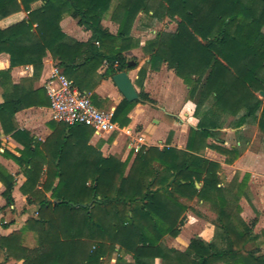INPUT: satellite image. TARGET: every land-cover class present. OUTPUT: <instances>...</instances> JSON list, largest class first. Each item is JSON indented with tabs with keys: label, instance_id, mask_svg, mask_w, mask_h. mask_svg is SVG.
<instances>
[{
	"label": "trees",
	"instance_id": "obj_1",
	"mask_svg": "<svg viewBox=\"0 0 264 264\" xmlns=\"http://www.w3.org/2000/svg\"><path fill=\"white\" fill-rule=\"evenodd\" d=\"M37 1L0 0V20L20 11L27 14L0 29V54L9 55L10 68L40 69L49 53L68 79L75 69L89 73L104 62L107 76L124 72L132 68L122 53L128 49L133 22L141 11L154 9L153 18L167 16L176 29L159 32L145 43L148 64L152 69L164 64L189 86L190 96L197 97L196 116L209 100L212 111L189 130L184 150L141 148L128 170L129 158L122 162L103 157L88 147L90 132L80 124L53 121V133L44 143L29 137L19 156L5 153L24 175L20 192L37 215L0 237V264H104L114 254L115 264H264L253 222L239 217L237 202L247 177L236 186L222 187L220 165L199 154L200 148L212 147L229 165L240 155L236 149L206 143L215 137L210 130L218 128L216 114L239 115L236 126L257 120L264 131V103L258 97L264 93V0H119L111 16L118 25L116 35L101 26L113 0H42L32 9ZM64 14L91 32L86 43L61 31ZM9 72H0V78L9 80ZM142 78L140 74V85ZM19 90L12 86L0 104L2 130L16 140L28 134L11 127L14 115L27 107L49 106L43 90L34 93L31 103L18 97ZM144 103L153 101L143 91L133 102L123 99L113 122L126 128L132 107ZM0 183L3 210L14 204L15 180L1 166ZM195 199L217 214L212 242L194 237L184 252L164 246L162 238L177 237L184 224L189 210L185 201ZM28 233L33 247L26 245Z\"/></svg>",
	"mask_w": 264,
	"mask_h": 264
},
{
	"label": "crops",
	"instance_id": "obj_2",
	"mask_svg": "<svg viewBox=\"0 0 264 264\" xmlns=\"http://www.w3.org/2000/svg\"><path fill=\"white\" fill-rule=\"evenodd\" d=\"M42 3V0L35 2L32 4V9L40 7ZM140 14L133 22L129 33L130 40L127 42L128 49L122 55L128 61H131L132 68L125 70V72L128 73L137 94L141 91L148 94L153 104L134 105L128 113L130 123L126 128H120L118 123L115 122L118 126L117 130L111 133L99 134L87 126V131L90 132L87 146L99 151L103 157L112 156L122 162L129 158L128 169L136 153L141 148L156 147L162 149L163 147H173L184 150L188 141L189 130L196 129L201 119L210 116L209 111L211 110V100H209L199 109L196 116L197 97L194 99L190 96L189 86L164 64L157 69L150 67L148 64L149 55L143 51L148 40L142 37L147 30H143L142 26L139 27ZM26 18L27 14L24 11L14 13L0 20V29H6ZM59 25L61 31L69 39L76 42L86 43L91 37V32L80 27L69 14L63 15ZM101 26L109 34L116 35L118 25L106 13L101 20ZM55 65H57L56 61L47 53L40 69H35L32 65L10 68L9 55L1 53L0 72L8 70L10 72L9 80L4 81L0 78V104L4 102L5 95L10 94L12 86L20 87L18 97L23 102L31 103L34 93L38 90H43L42 95L47 100L48 95L45 86ZM107 67V63L104 62L96 70H90L89 73H84L81 69H75L70 74L69 78L71 79L69 80L73 84L77 83L75 84L76 88H80V92L89 95L97 108L113 115L124 98L113 83L112 76L105 74ZM140 74L143 77L141 85L137 83ZM260 99L264 101V99ZM227 116L216 114L213 117L217 120L218 128L210 130L214 132L215 137L209 138L206 143L210 146L236 149L240 154L238 159L230 165L226 164L225 157L212 147L200 148L199 154L203 158L220 165L218 175L222 187L230 185L235 178L237 180L234 186H236L243 181L244 177H247L244 191L237 202L239 217L244 222L247 216L252 218V229L253 234L257 237L256 242L264 249V174L261 170H264V142L261 138L262 145L260 142L257 144L259 148L254 146L256 136H253L251 140L247 138L242 140V133L248 122L236 126L237 120H234L236 122H233V124L226 125L225 119ZM52 123L49 106H33L18 111L11 122V127L14 130L26 132L28 136H20L16 140L12 137V133H4L0 124V166L11 174L15 180L12 192L14 204L3 210L2 208L5 205L2 196L4 186L0 183V237L7 236L24 226L25 222H22V219L15 218V214L20 213L22 216L36 214V207L28 205L25 196L20 192V187L25 182L24 175L15 162L7 157L5 153L19 156V151L23 149V142L29 137L33 139L34 143H44L53 133ZM79 137L81 140L83 138L85 140V136ZM222 174H225L224 179H221ZM24 220L26 221V219ZM199 237L205 242H212L211 238H204L202 233ZM175 245H181L179 240H175Z\"/></svg>",
	"mask_w": 264,
	"mask_h": 264
},
{
	"label": "rangeland",
	"instance_id": "obj_3",
	"mask_svg": "<svg viewBox=\"0 0 264 264\" xmlns=\"http://www.w3.org/2000/svg\"><path fill=\"white\" fill-rule=\"evenodd\" d=\"M118 2H119V0H113L111 2L110 7H109L110 11L106 12L107 15L112 16V12H113L114 8L116 7V5L118 4ZM151 7H155V5H152ZM151 10L152 11H150L149 13H144L142 11L140 12L141 14H140V25H139V27L142 26L143 30H147L146 34H144L142 36L145 38V40H148V41L152 40L153 37H155L156 34L159 32L172 33L175 31L176 22L174 20H170V18H168L167 16H164L163 19H161V20L153 18L152 14H153L154 9H151ZM142 21H144V22L142 23ZM139 27L137 26V28H139ZM262 32L264 33V27L262 29ZM258 97L264 99V96L262 97V96L258 95ZM262 102L264 103V101H262ZM258 115H259V113H258ZM238 118H239V115H237V116L228 115L225 119V124L226 125H228L230 123L233 124V122H236L234 120H238ZM247 122H248L247 126L245 127V130L242 133L243 134L242 140H244L246 138L248 140H251L253 136L254 137L256 136L254 146L259 147L257 144L260 142L262 145V142H264V131H262L259 128L257 120H255V121L249 120ZM261 138H262V142H261ZM254 149H255V147H254ZM118 160H120V159H118ZM127 170H128V167H127ZM261 170H262V173L264 174V170L263 169H261ZM224 175L225 174H222L221 179L225 178ZM236 180L237 179L235 178L234 181H232V183L234 184L236 182ZM199 187H200V185H198L197 189H199ZM185 203L189 206V210L185 213L186 218L184 220V224L182 225L178 236L175 238L170 237V236H165L161 240L162 244L168 248H172L170 246H177L174 248H176L175 250H177L179 252H184L187 249L190 240L194 237H199L200 233L203 234L204 238H206V239L211 238L213 240L215 224H216V219H217L216 212L210 207L209 204L203 203V202L198 201L196 199L193 201H190V202L185 201ZM36 215L37 214H31V215L26 214V215L22 216L19 213L18 215L15 214L14 217L19 219V220L22 219V222H25L24 219L27 220L28 218H32V217L35 218ZM20 217H22V218H20ZM252 221L253 220L251 217L247 216L245 218L246 224H251ZM205 225H206V227H205ZM213 227H214V229H213ZM252 232H253V229H252ZM176 239L179 240L181 245H175ZM26 245L28 247L34 246V240H33L32 234H30V233H28L26 235ZM256 245L259 247L260 254L264 255L263 247L262 246L260 247V245L257 242H256ZM254 247H256L255 244H254V246H248L249 249L254 248ZM174 248H172V249H174ZM117 256H118L117 254H114L112 256V258H110L109 260L106 259L104 261V264H115V260H116L115 258ZM122 256H124V255L122 254ZM124 258L127 261H131V257L129 255H125ZM155 264H160V261L156 260Z\"/></svg>",
	"mask_w": 264,
	"mask_h": 264
},
{
	"label": "built area",
	"instance_id": "obj_4",
	"mask_svg": "<svg viewBox=\"0 0 264 264\" xmlns=\"http://www.w3.org/2000/svg\"><path fill=\"white\" fill-rule=\"evenodd\" d=\"M45 90L49 98V114L52 121L68 126H88L99 134L111 133L118 129L112 120V113L97 108L90 96L80 92L57 65L52 68Z\"/></svg>",
	"mask_w": 264,
	"mask_h": 264
},
{
	"label": "water",
	"instance_id": "obj_5",
	"mask_svg": "<svg viewBox=\"0 0 264 264\" xmlns=\"http://www.w3.org/2000/svg\"><path fill=\"white\" fill-rule=\"evenodd\" d=\"M113 83L115 84L116 88L120 92V94L123 96V98L127 102H133L138 99V94L132 84V82L129 79L127 72H119L114 74L111 77ZM260 96H264V93L261 92ZM198 188V185H196Z\"/></svg>",
	"mask_w": 264,
	"mask_h": 264
}]
</instances>
